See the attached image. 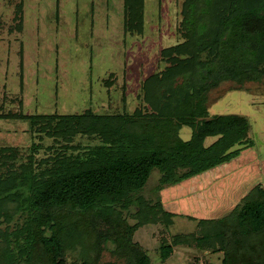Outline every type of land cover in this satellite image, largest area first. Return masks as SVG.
Returning <instances> with one entry per match:
<instances>
[{
	"label": "trees",
	"instance_id": "obj_1",
	"mask_svg": "<svg viewBox=\"0 0 264 264\" xmlns=\"http://www.w3.org/2000/svg\"><path fill=\"white\" fill-rule=\"evenodd\" d=\"M144 8L145 0H124L127 33L142 34ZM182 15L184 41L161 51L165 67L144 80V107L134 113L0 114L54 140L45 148L34 141L24 158L18 148L0 146V222L7 224L0 264H99L108 241L126 264H151L134 234L174 223L160 197L143 195L152 171L160 174V192L256 146L246 117L211 115L206 103L222 81L264 77V0H184ZM205 52L213 58L202 60ZM184 127L189 140L180 137ZM79 135L98 141L75 144ZM241 200L223 219H198L197 236L164 240L162 260L175 247L196 245L224 252L223 264L235 257L264 264V187L255 185Z\"/></svg>",
	"mask_w": 264,
	"mask_h": 264
},
{
	"label": "rangeland",
	"instance_id": "obj_2",
	"mask_svg": "<svg viewBox=\"0 0 264 264\" xmlns=\"http://www.w3.org/2000/svg\"><path fill=\"white\" fill-rule=\"evenodd\" d=\"M183 4L184 0H145L143 32L138 34L125 31L124 0H0V114L81 115L90 110L118 115L144 107V80L165 67L161 51L184 41ZM212 58L208 52L201 56L204 61ZM206 105L211 115L246 117L249 137L257 144L244 153L245 162L264 159V77L243 83L222 81L208 93ZM180 137L189 140L191 129L182 128ZM92 138L79 135L75 144L97 143ZM34 141L44 148L54 144L43 133H32L24 120L0 118V146L18 148L24 158ZM249 165L234 175L230 167L216 169L214 179L224 178L225 185L209 193L210 207L194 213L172 200L179 194L157 192L160 174L152 171L143 195L152 201L160 197L174 214V223L145 225L134 234L133 241L149 255L151 264H223L224 252L204 251L196 245L175 247L164 262L160 247L176 234L197 236L198 219H223L255 185L264 187V176ZM128 219L136 223L133 217ZM17 221L22 219L15 217ZM6 225L2 222L0 229ZM114 248L113 241L106 243L99 264H126L113 254ZM235 263L252 264L238 257L229 264Z\"/></svg>",
	"mask_w": 264,
	"mask_h": 264
},
{
	"label": "flooded vegetation",
	"instance_id": "obj_3",
	"mask_svg": "<svg viewBox=\"0 0 264 264\" xmlns=\"http://www.w3.org/2000/svg\"><path fill=\"white\" fill-rule=\"evenodd\" d=\"M249 164H251V166L253 165V168L255 169L258 168L261 175L264 176V159L263 158H260V157L258 159L255 158V161ZM249 164L247 166H250ZM216 169L217 167L210 171L205 172L204 174L202 173L190 179H186L176 185L165 187L164 189L160 191V193L162 194L164 192H167V193L169 192L171 194H179L177 196V199L173 198L172 200H174V202L176 203L178 207L190 208L191 209L190 211L192 213H194L196 209L203 210L204 208H208L210 207L209 204L212 201L209 198L210 197L209 193L213 192L212 190L214 188L223 187L225 185V183L223 184L224 178H221L220 180H215L213 178L212 180L208 181V177L206 176V174ZM190 180H193L191 181L193 182V184L187 185V183Z\"/></svg>",
	"mask_w": 264,
	"mask_h": 264
},
{
	"label": "crops",
	"instance_id": "obj_4",
	"mask_svg": "<svg viewBox=\"0 0 264 264\" xmlns=\"http://www.w3.org/2000/svg\"><path fill=\"white\" fill-rule=\"evenodd\" d=\"M248 152V151H247ZM246 153V152H245ZM246 155L243 153V155L240 157V158H238V159H236V160H234V161H232L231 163H228V164H225V165H221V166H219V167H217V169H219L220 167H230L231 169L230 170H232L233 172H232V174L234 175V174H236L238 171H240V170H242V169H244V168H246L247 167V165L249 164H247V162H245L246 161V157H245ZM251 157V156H250ZM247 164V165H246ZM240 166H242L240 169H238ZM223 170H224V168H223ZM222 170V171H223ZM216 170H213L212 172H208L207 174H208V181H210V180H212L213 178H214V172H215ZM224 173H226V172H224ZM224 173H222V175L221 176H223V175H225ZM241 173V172H240ZM206 174V175H207ZM211 175V176H210ZM213 175V176H212ZM221 178V177H220Z\"/></svg>",
	"mask_w": 264,
	"mask_h": 264
}]
</instances>
